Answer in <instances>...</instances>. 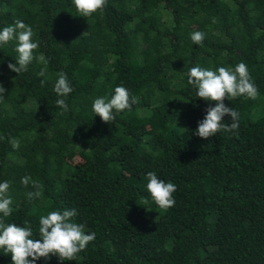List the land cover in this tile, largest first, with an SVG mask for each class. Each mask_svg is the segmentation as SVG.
Returning <instances> with one entry per match:
<instances>
[{
    "label": "trees",
    "instance_id": "1",
    "mask_svg": "<svg viewBox=\"0 0 264 264\" xmlns=\"http://www.w3.org/2000/svg\"><path fill=\"white\" fill-rule=\"evenodd\" d=\"M17 19L40 46L20 74L8 67L16 42L0 46V182H11L13 200L4 219L29 221L40 239L41 215L75 208V222L96 233L75 260L50 254L36 264H264V0H107L89 17L73 0H0V30ZM240 62L259 95L225 98L238 134L197 136L215 102L196 95L190 69ZM60 72L73 88L63 114L53 90ZM116 86L138 103L106 123L92 104ZM149 171L177 186L167 211L148 192ZM25 176L41 198H27L36 189ZM0 264H12L3 249Z\"/></svg>",
    "mask_w": 264,
    "mask_h": 264
},
{
    "label": "clouds",
    "instance_id": "2",
    "mask_svg": "<svg viewBox=\"0 0 264 264\" xmlns=\"http://www.w3.org/2000/svg\"><path fill=\"white\" fill-rule=\"evenodd\" d=\"M74 5L84 17H89L97 11L102 12L107 0H73ZM213 23L216 18L213 17ZM35 33L33 28L24 21L17 19L13 24L0 30V46L15 41V51L18 58L15 63H9L10 70L17 74L26 72L28 66L37 57L34 50L39 48V41L33 39ZM205 33L196 31L191 34V40L197 44H203ZM38 59L44 62V67L38 73L43 77L47 71V61L41 55ZM45 83L41 80V84ZM188 83L193 85L197 91L196 95L209 102H215V106L209 105L206 115L198 121L195 134L201 138H211L221 131L236 132L239 129V113L233 108L226 106L225 98L233 100L240 96L256 100L259 92L252 78L247 65L244 62L238 63L234 69L218 67L215 70L194 66L190 69ZM54 92L58 99L56 105L63 112L68 111V104L64 97L73 91L71 83L64 72L58 73V79L54 84ZM6 89L0 84V100L5 96ZM138 103L136 96L130 95L129 90L124 86H116L111 98L101 96L94 100L92 110L98 114L102 121L111 123L116 119V114L130 110L132 105ZM230 115L231 123L225 124V115ZM13 149H19L20 141L16 138L9 140ZM147 189L160 209L167 211L175 206L173 194L177 186L173 182H165L160 179L155 171L147 172ZM24 186L32 185L35 191H29L26 196L29 200L39 199L43 193L38 181L25 176L21 179ZM11 182H0V249L5 254H11L12 264H36L40 258L49 259L50 254L56 255L61 261L75 260L78 253L85 251L90 242L96 239V233H85L84 225L75 222L77 210L75 208L63 211H51L39 218L38 237L33 238V227L25 220L23 225L8 223L4 218L9 217L13 211V200L9 195ZM148 203L147 200L144 202Z\"/></svg>",
    "mask_w": 264,
    "mask_h": 264
},
{
    "label": "rangeland",
    "instance_id": "3",
    "mask_svg": "<svg viewBox=\"0 0 264 264\" xmlns=\"http://www.w3.org/2000/svg\"><path fill=\"white\" fill-rule=\"evenodd\" d=\"M80 160H81V158H80L79 155H72V156L69 158V162H70V163H75V162H78V161H80Z\"/></svg>",
    "mask_w": 264,
    "mask_h": 264
}]
</instances>
